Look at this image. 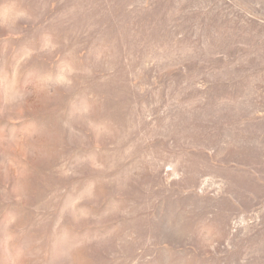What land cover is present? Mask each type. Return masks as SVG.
<instances>
[{
    "label": "rangeland",
    "instance_id": "374dc122",
    "mask_svg": "<svg viewBox=\"0 0 264 264\" xmlns=\"http://www.w3.org/2000/svg\"><path fill=\"white\" fill-rule=\"evenodd\" d=\"M0 264H264V0H0Z\"/></svg>",
    "mask_w": 264,
    "mask_h": 264
}]
</instances>
